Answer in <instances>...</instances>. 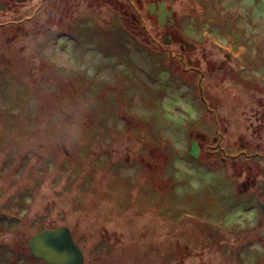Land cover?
I'll use <instances>...</instances> for the list:
<instances>
[{"label": "rangeland", "instance_id": "obj_1", "mask_svg": "<svg viewBox=\"0 0 264 264\" xmlns=\"http://www.w3.org/2000/svg\"><path fill=\"white\" fill-rule=\"evenodd\" d=\"M162 1L169 30L147 11ZM38 2L0 0V264H44L30 238L61 227L83 264H264L242 165L187 155L207 132L199 76L160 49L169 34L170 50L219 48L209 95L264 100V0H82L54 24Z\"/></svg>", "mask_w": 264, "mask_h": 264}, {"label": "flooded vegetation", "instance_id": "obj_2", "mask_svg": "<svg viewBox=\"0 0 264 264\" xmlns=\"http://www.w3.org/2000/svg\"><path fill=\"white\" fill-rule=\"evenodd\" d=\"M39 1L40 2L36 5L37 8H35V13L32 14L33 18L37 21H51L53 24L60 23L67 17L75 19L74 17L78 14V12H80L81 6L78 8V11L74 10L73 7L83 4L81 2L82 0ZM17 3L20 5L23 2L17 1ZM0 7H2L0 10L4 11L12 9L13 6L11 7L10 5H5L3 7L0 5ZM166 9L170 10L167 6ZM170 11H172L173 16V10ZM74 12L77 13L75 14ZM154 17L156 16L154 15ZM164 27L167 28L166 26ZM167 29L169 30L170 28ZM169 35H171V37L165 36L169 40V44L167 45L168 47H170L169 45L175 44L173 34ZM182 45L183 44L180 40L177 48L173 47V50L168 49L167 46L166 48L162 47L160 49H163L164 54L168 55V60L170 62L178 60L179 67L182 68L184 73H191L199 76L197 84L198 101L203 105L204 110L199 115V119H197V121L200 128L206 127L207 132H194V140L192 142H196L198 157L208 154L212 157V159L208 160L210 162V166L217 168L218 165L215 163V157L220 154L219 164L224 167L226 172H230L231 169H233V165H242V169L238 170L241 171L240 176L244 179L241 187L244 191H247V188L249 187L252 192V197L258 199L256 200V209L262 216V225H264V212L261 210V207L258 206V204H260L264 209V100H260L255 103L254 100L249 101V98H242L241 100H238L236 97L227 98L226 96L218 98L213 91L212 94L209 95L211 90L210 86L203 87L202 85L204 84V81L209 82L211 87L216 85L217 76L220 75L223 65L218 66L215 52L221 50L214 47L205 52L201 51L200 48H194L189 44H186L185 46ZM188 51L197 52L194 53L195 55L202 54V59L194 56V58L186 56ZM223 56L227 60L230 59L226 54ZM191 63L202 65L205 68L203 70L197 67L192 68V65L190 66ZM220 64L223 63L220 62L219 65ZM211 66L214 68H210ZM217 99L220 101V104H218ZM213 105L216 107L212 108ZM220 105L223 106L220 107ZM231 108H234V110L237 109V112L231 110ZM220 109L225 113H230L231 119L228 118L227 114L223 116L222 113H220ZM218 111L220 113L219 117L217 114ZM243 111H247L249 114V116L245 118V121L240 118V113ZM246 121L249 123L248 125H246ZM232 132L241 133L240 136H242L238 137L239 151L235 155L230 154L231 151L237 147L236 142H234L233 138L230 136ZM248 132H250L249 136H247ZM209 134L213 135L210 141L211 144L208 143L209 141L206 137ZM228 134L230 138L226 139ZM248 137L252 138V142H250ZM189 151L187 153L188 156ZM190 158L194 159L192 157ZM197 158L194 160H197ZM220 169L222 168L220 167ZM231 174V177H234V173L231 172ZM254 192L256 193V196H254Z\"/></svg>", "mask_w": 264, "mask_h": 264}, {"label": "water", "instance_id": "obj_3", "mask_svg": "<svg viewBox=\"0 0 264 264\" xmlns=\"http://www.w3.org/2000/svg\"><path fill=\"white\" fill-rule=\"evenodd\" d=\"M147 11L149 15L156 16L160 28L172 26V11L166 9L164 2L149 5ZM162 42L165 46L169 44L166 37ZM189 156L194 159L198 157L196 142L191 143ZM258 206L264 212L262 206L260 204ZM28 248L32 258L44 264H83L84 262L81 249L76 245L70 230L66 227L40 231L30 238Z\"/></svg>", "mask_w": 264, "mask_h": 264}, {"label": "trees", "instance_id": "obj_4", "mask_svg": "<svg viewBox=\"0 0 264 264\" xmlns=\"http://www.w3.org/2000/svg\"><path fill=\"white\" fill-rule=\"evenodd\" d=\"M217 242H215V244H216ZM201 245L203 246H206V243H205V241H203L202 243H201ZM211 246H212V244H211ZM178 264V263H177Z\"/></svg>", "mask_w": 264, "mask_h": 264}]
</instances>
